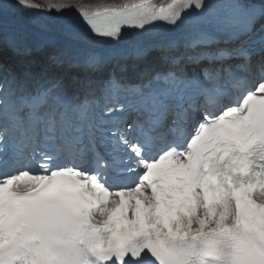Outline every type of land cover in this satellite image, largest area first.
<instances>
[{
  "label": "snow or ice",
  "instance_id": "snow-or-ice-1",
  "mask_svg": "<svg viewBox=\"0 0 264 264\" xmlns=\"http://www.w3.org/2000/svg\"><path fill=\"white\" fill-rule=\"evenodd\" d=\"M5 49L0 264H264V0H0Z\"/></svg>",
  "mask_w": 264,
  "mask_h": 264
},
{
  "label": "bare ground",
  "instance_id": "bare-ground-1",
  "mask_svg": "<svg viewBox=\"0 0 264 264\" xmlns=\"http://www.w3.org/2000/svg\"><path fill=\"white\" fill-rule=\"evenodd\" d=\"M37 2H40V0H37ZM79 2L91 9L100 4L121 5L124 2V0H79ZM153 3L157 7H160V6H166L168 3H171V0H153ZM71 11L74 15L77 14L75 9ZM44 14L46 16H43ZM12 18L15 20L17 25L23 28H27L33 33H39L41 31L39 25L34 23L35 20L39 19L43 24L47 26V31L45 34L47 36H50V34L53 33L54 31L52 27L50 26V23L52 21L62 19L64 18V16H62L60 13L54 10L48 11V10L19 9V10H14L12 12ZM176 29L177 28H175L174 26H169V27H164L160 29H155V30H152L151 32L154 34H170L171 35V34L176 33ZM75 44H83V43H75Z\"/></svg>",
  "mask_w": 264,
  "mask_h": 264
}]
</instances>
